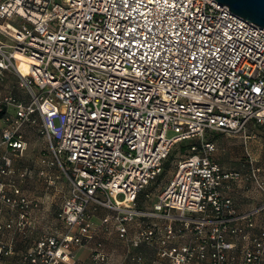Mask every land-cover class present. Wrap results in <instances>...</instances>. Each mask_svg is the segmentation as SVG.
Here are the masks:
<instances>
[{"label":"built area","instance_id":"1","mask_svg":"<svg viewBox=\"0 0 264 264\" xmlns=\"http://www.w3.org/2000/svg\"><path fill=\"white\" fill-rule=\"evenodd\" d=\"M6 74L27 101L0 96V204L27 224L30 201L2 180L27 125L47 143L39 175L51 184L57 167L68 184L56 213L65 232L40 236L18 264H77L75 247L112 264L97 238L111 231L127 253L146 245L165 264H264L259 169L251 160L245 172L223 167L204 139L264 129L263 27L215 0H0V81ZM182 142L169 181L139 206ZM249 182L262 200L239 214L226 192Z\"/></svg>","mask_w":264,"mask_h":264},{"label":"rangeland","instance_id":"2","mask_svg":"<svg viewBox=\"0 0 264 264\" xmlns=\"http://www.w3.org/2000/svg\"><path fill=\"white\" fill-rule=\"evenodd\" d=\"M12 95L27 101L22 91L16 84L12 74H6L0 81V96ZM0 120V128L4 127ZM24 137L26 147L21 153L10 155L11 171L4 175V183H13L20 192L30 201L26 214L27 224L17 227V216L19 209L11 210L6 205L0 204V224L4 226L9 221L11 227L0 229V264H17L22 253L26 252L31 245L42 235L51 234L61 236L65 232L62 223L57 219L56 213L62 197L67 193L68 184L60 170L53 167L50 170L52 178L57 176L51 184L48 180L39 175L43 166L40 159L47 155V143L45 138L37 131L36 126H24ZM174 133L168 131L167 137ZM204 139H210L215 143L216 150L211 157L223 167L246 171L249 161L259 169V175L264 179V129L259 127L249 128L242 135H228L224 133H207ZM176 144L170 151L162 165L161 172L156 178L140 193L138 205L149 208L157 194L172 176L173 166L177 159L183 157L184 150ZM6 189L9 187L6 185ZM258 189L253 184H248L245 190ZM7 193L8 190H7ZM9 236L17 238L16 245H6Z\"/></svg>","mask_w":264,"mask_h":264},{"label":"crops","instance_id":"3","mask_svg":"<svg viewBox=\"0 0 264 264\" xmlns=\"http://www.w3.org/2000/svg\"><path fill=\"white\" fill-rule=\"evenodd\" d=\"M219 163V162H218ZM220 164V163H219ZM237 170V169H236ZM248 170V169H247ZM246 170V171H247ZM241 171V170H240ZM244 172V171H242ZM261 181L264 183V179L260 177ZM248 184H253L252 182L249 183H236L233 184L232 187L227 190V195L230 196L233 205L239 214L246 213L256 207L262 200V195L259 190H245V187ZM254 185V184H253ZM255 186V185H254ZM106 214L105 210L99 209L93 215V222L95 225L99 224L100 218ZM135 224L129 226V232L132 233ZM261 226V219L260 217L254 218V228L250 230V233H254L259 229ZM97 238L104 242V248L108 255V259L112 264H136L132 260V254L140 253L142 255L145 264H165L164 261H160L154 255L153 249L146 245H141L137 249H131L129 253L126 252V246L120 239L117 237L114 231L110 233H102L99 232ZM188 239V236L184 237V239L180 240L179 243H184ZM17 238L14 236H9L6 239V245H16ZM242 243H240V246ZM32 246V245H31ZM239 249L235 250V255L238 256ZM16 252L20 251L21 255L22 250L15 249ZM20 255V256H21ZM73 255L74 259L77 261V264H94L89 257V250L85 247H75L73 248ZM18 264V263H17Z\"/></svg>","mask_w":264,"mask_h":264},{"label":"water","instance_id":"4","mask_svg":"<svg viewBox=\"0 0 264 264\" xmlns=\"http://www.w3.org/2000/svg\"><path fill=\"white\" fill-rule=\"evenodd\" d=\"M232 13L264 28V0H215Z\"/></svg>","mask_w":264,"mask_h":264},{"label":"trees","instance_id":"5","mask_svg":"<svg viewBox=\"0 0 264 264\" xmlns=\"http://www.w3.org/2000/svg\"><path fill=\"white\" fill-rule=\"evenodd\" d=\"M3 111H4V107H2V109H1V111H0V118L2 117V115H3ZM180 149L183 151V150H185L187 147H188V144L187 143H185V142H182V143H180ZM169 155V154H168ZM168 157V156H167ZM166 157V158H167ZM165 161V160H164ZM163 161V162H164ZM162 165H163V163H162Z\"/></svg>","mask_w":264,"mask_h":264}]
</instances>
